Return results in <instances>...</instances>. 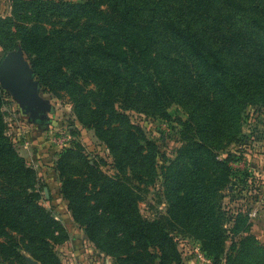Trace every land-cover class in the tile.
Here are the masks:
<instances>
[{"label": "rangeland", "instance_id": "374dc122", "mask_svg": "<svg viewBox=\"0 0 264 264\" xmlns=\"http://www.w3.org/2000/svg\"><path fill=\"white\" fill-rule=\"evenodd\" d=\"M112 4V0H0V21L12 19L9 25L0 23V63L7 54L20 56L28 95L0 80L3 135L33 172L23 174L0 156V201L19 205L23 211L37 204L56 223L52 231L43 225L42 214L21 220L4 216L0 208V241L8 236L14 241L0 247L1 263L136 264L122 259L135 252L160 255L156 245L164 239L163 264H213L211 259L225 264L227 254L236 255L243 242L248 256L236 264H264L263 250L260 253L264 247V44L260 35L240 23L220 27L221 18H213L225 59L233 58L237 65L232 69L226 63L220 76L232 79L235 99L213 89L199 64L163 31L161 44L144 48V63L155 74V87H163V92L150 96L143 76L124 82L130 90L128 95L120 94L114 86L101 88L90 82L100 81V73L77 68L79 62L97 66L101 52L96 46L103 44L101 38L119 31L114 30L121 25ZM118 5L124 6V0ZM98 25L106 32H97ZM32 30L40 35L28 39ZM42 38L48 42L37 62L35 40ZM2 44L10 50L4 51ZM34 62L41 76L32 68ZM253 66L258 69L252 70ZM254 73L262 74L259 84L250 82ZM245 81L251 84L249 89ZM99 96L113 100L112 109L108 104L95 109L102 102ZM113 108L111 117L106 110ZM93 119L100 120L98 126H87ZM214 155L220 161L230 155L237 159L229 164L235 172L244 170L249 175L246 190L221 187L224 171L213 161ZM222 195L227 217L237 212L246 216L234 233L232 223L222 225L223 215L216 206ZM106 210L112 212L109 217L103 215ZM115 216L128 227L127 247L117 245L109 232ZM30 219L36 227L20 226ZM86 220L96 226L90 231L94 241L81 225ZM4 223L20 230H10ZM166 235L172 244L166 242ZM42 236L49 251L40 245ZM157 260L153 264H159ZM142 262L151 264L152 258Z\"/></svg>", "mask_w": 264, "mask_h": 264}, {"label": "trees", "instance_id": "16d2710c", "mask_svg": "<svg viewBox=\"0 0 264 264\" xmlns=\"http://www.w3.org/2000/svg\"><path fill=\"white\" fill-rule=\"evenodd\" d=\"M118 1L120 0H112L113 4L111 11L117 10V16L119 18L121 26H116L114 28V30H119L118 32L112 31L111 33H106L101 38L103 44L96 46V48H98V52H101L99 53V64L97 66H87L83 62H79L80 67H77L80 69L84 66L95 74L99 75L100 73L99 78L102 79H99L100 81L90 80L92 84H95L97 87L101 88L104 87V84H107V86H114L119 90V92L121 91L120 94L128 95L130 84L124 82L130 81V83H133L136 78H141L144 76L145 78L143 79L147 82L148 86L147 93L153 98H156L157 91L159 90V92H163L164 88L155 87V74L151 71L149 67L150 65H146V63H144V48L148 47V45L150 46L153 43L161 44L164 38L163 33L160 32L163 31L164 33L166 32L168 35L174 37L182 46V48L186 50L189 57L199 64L201 74L208 78L210 83L212 82L213 89L217 91H225L231 100L235 99V93L233 92L235 87L232 84V79H226L220 76L224 71L226 63H228V67L232 69L237 65L234 64L233 58L225 59L224 51L218 43L220 41V34L218 33V31H215L213 29V27H215L214 23L216 22V20L213 18H215L216 16L221 18L219 19L220 27H223V25L232 22V24L240 23L243 26L254 29L255 33L258 36L260 35L261 42L262 44H264V0H135L133 1L134 7H131L132 0H124V6L118 5ZM121 7L122 11L118 9ZM239 16L244 20H235V18ZM11 21L12 19L9 18L0 21V23L1 25H9ZM95 30L99 33L106 32L105 28L100 25L96 26ZM131 32H134L135 35H130L129 33ZM156 32H159V34H155ZM27 34L28 35L26 37L28 39H35L40 35V32L32 30V32ZM156 35V39H153ZM35 42L38 46V49L33 54L35 56L34 60L38 62L42 60L43 46L48 42V39H36ZM1 47L4 51L10 50L9 46L5 44H2ZM63 50H66L65 46L63 47ZM25 51L28 52L26 49ZM223 61L225 63H223ZM255 65H259V62L256 61ZM32 68H34L38 76H41L36 69L35 62L33 63ZM139 68H142L141 73L138 72ZM250 68L252 70L258 69L256 66ZM80 71L85 70L80 69ZM131 74L133 75V78L130 79L129 76H131ZM250 75L253 78L250 82H257L259 84V81L262 80L259 79L260 76H262L261 73H254ZM243 84L245 88H250L251 84L248 81H245V83ZM219 87L221 88L219 89ZM91 93L95 94L94 92ZM3 95L4 92L0 86V101L3 98ZM99 97L102 102L99 106H95V109H100V107H104L105 104H108L112 109V107L114 106L113 100L106 98V96ZM259 109L262 108H258L257 110ZM88 111H93V109L88 107ZM106 112L111 114L112 117V115L115 113V109H108L106 110ZM1 118L2 116L0 114V156L5 162H10L14 166V169H16L17 171L22 172L23 174L31 175V173L33 172L26 168L24 162L19 159L18 155L15 153V151L10 146V143L3 135V122ZM113 122L116 121L113 120ZM99 123L100 120L93 119V121H89L86 124L87 126L97 127ZM106 143H108V141ZM108 144H110V142ZM69 152L72 153V151ZM62 156L65 157V155ZM212 159L214 162H216L217 165H221L224 171V179L221 183V187H223L224 190L228 185H231V187L238 186V188L241 187L243 190L245 188H248V185L246 186V183H248L249 179V175L247 174V172L244 170L235 172V170L231 168L229 164L232 160L236 161V158L234 159V157H231L230 155L227 159L220 161L218 157L214 155ZM31 184L33 185V182H31ZM224 197L225 196L222 195L220 203H218V205L216 206H218V211H220V213L223 215L222 225L223 223H232L234 225L232 232L234 233V231L236 232V226H238L239 223L246 221V216H244L240 212H237L227 217L228 212L226 211L227 213H225V211L222 210L221 202ZM231 197L233 198L232 194ZM204 200L205 197L201 198L200 202H203ZM191 206H193V204ZM127 207L130 208V205L127 204ZM0 208L4 213V216L12 215L13 217L16 216V218H19L21 220H23L22 217H28L30 216V214H42V220H44L43 225H46L52 231L56 229V223L49 220L48 214L46 212H43V210L40 209L37 204L29 206L27 210L23 211L22 209H20L19 205L12 206L8 203L0 201ZM111 214L112 212L106 210L103 215L109 217ZM117 218L118 217L115 216L114 220L110 222L111 231L109 232H112V236L114 237L113 240L116 241L117 245L127 247L129 243V238L127 237L128 227L123 221ZM20 224V226H23V228L25 229L26 227L32 229L37 226V224L32 221V219L27 220L26 223ZM81 225L85 227L86 234L88 236L92 235L90 231L96 230L95 224H93L89 220H86ZM5 227L13 231L20 230L13 229V227H10V224L5 225ZM2 237L6 239V236L4 234H2ZM91 238L93 237L91 236ZM140 238H142V236H140ZM166 238V242L172 244V238H170L168 235H166ZM38 240L40 242V245H42L45 250L49 251V243L46 241V238L42 236L38 238ZM91 240L94 241V238ZM137 240L139 241V239ZM163 240L164 239H162L161 241H157L158 245H156L161 252L160 255L156 254L151 256L147 252H145V254H139L135 252L133 255L126 256L125 259H122V261H132V263L134 262L136 264H146L142 261L146 257H148L152 258L151 264H153V261L157 259H160L159 264H163L162 261L164 255L162 253L163 249L166 248L165 242ZM7 243L12 244L14 243V241L11 237L8 236L5 242L0 241V247H4V245H6ZM243 243L241 244L240 249L238 250L236 255H233L232 252L227 254L228 256H226L225 264H236L237 261L241 263L247 258V249H245L246 246H243ZM96 244H99L100 247V241H97ZM12 248H14V246ZM261 250H263L264 254V247H260V253ZM125 255H127V253L122 256ZM117 257L120 259L122 258L121 256ZM211 260L213 261V264H215L216 260ZM0 264H2L1 261ZM5 264L16 263H11L8 261Z\"/></svg>", "mask_w": 264, "mask_h": 264}, {"label": "water", "instance_id": "95a60500", "mask_svg": "<svg viewBox=\"0 0 264 264\" xmlns=\"http://www.w3.org/2000/svg\"><path fill=\"white\" fill-rule=\"evenodd\" d=\"M25 76L24 64L20 56L7 54L0 63V80L3 85L28 97Z\"/></svg>", "mask_w": 264, "mask_h": 264}, {"label": "built area", "instance_id": "2783aa9c", "mask_svg": "<svg viewBox=\"0 0 264 264\" xmlns=\"http://www.w3.org/2000/svg\"><path fill=\"white\" fill-rule=\"evenodd\" d=\"M252 215V214H251ZM197 252V251H196ZM197 254H198V257H200V258H202V255L201 254H199L198 252H197Z\"/></svg>", "mask_w": 264, "mask_h": 264}]
</instances>
